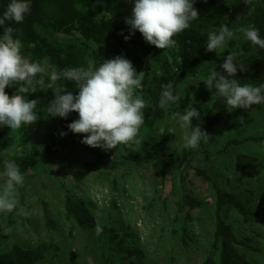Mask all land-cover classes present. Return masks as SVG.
Returning a JSON list of instances; mask_svg holds the SVG:
<instances>
[{"label":"rangeland","instance_id":"obj_1","mask_svg":"<svg viewBox=\"0 0 264 264\" xmlns=\"http://www.w3.org/2000/svg\"><path fill=\"white\" fill-rule=\"evenodd\" d=\"M44 35L61 41L71 39L50 29ZM241 40L235 33L223 52H217L219 64L206 62L188 69L179 80V74L174 76L169 82L173 94L182 100L178 106L170 104L163 109L162 118L149 115L151 103L145 101L148 107L138 151L124 146L104 151L81 143L83 135L63 129L60 117L46 118L48 103L43 100L37 106L41 118L34 124L15 132L0 126V171L5 162H15L34 148L41 152L37 165L23 174L24 184L17 189L20 204L30 215L0 213V253L13 245L34 247L44 243L48 248L38 264H219V247L214 244L215 187L236 196L249 210H264V103L229 112L224 101V107L218 109L217 101L221 99L213 98L214 89L210 92L202 81L210 71H220L227 54ZM137 41L142 42L140 38ZM142 48L139 43H128V51L136 57L142 55ZM168 52L161 50L166 63ZM124 54L109 51L102 60ZM39 63L49 70L45 58ZM167 65L154 66L149 76L161 75L169 69ZM238 82L258 86L264 83V76H249ZM189 103L201 112V120L193 119V126L198 124L209 134L198 149L183 147L184 130L173 119V113H183ZM161 126L174 133L160 136ZM61 132L67 134L61 136ZM71 139L112 162L82 163L76 157L75 146L65 145ZM63 144V151L58 152ZM147 152L152 154L148 162H123L122 156L146 158ZM239 154L253 157L256 167L239 170L235 164ZM198 169L204 170L209 180L202 179ZM66 194L84 202L93 226L82 227L67 218ZM187 198L198 200L199 206L191 208ZM45 209L50 223L45 219ZM225 213L238 252L250 264H264V224L245 218L234 206H228ZM97 225L103 229L99 234Z\"/></svg>","mask_w":264,"mask_h":264},{"label":"clouds","instance_id":"obj_2","mask_svg":"<svg viewBox=\"0 0 264 264\" xmlns=\"http://www.w3.org/2000/svg\"><path fill=\"white\" fill-rule=\"evenodd\" d=\"M195 0H132L131 15L124 22L129 26L128 40L139 32L144 41L157 49L175 47V36L181 34L199 19V12L194 7ZM251 4L252 0H244ZM31 8L30 0H10L3 16L0 17V126H7L11 132L28 127L41 117L37 106L39 99H28L27 94L51 90L53 98L44 111L47 117L66 118L75 112L78 118L67 124V129L74 134H82L80 141L92 148L104 151L117 149L120 146L138 151L141 145L140 130L145 125V108L148 107L137 90L142 89L144 71L137 72L132 62L122 55L103 59L98 65L89 59L86 66L56 68L46 70L38 62H31L22 53V42L14 37L15 30L6 22L22 23ZM235 33H241L245 41L264 49V39L254 25L241 26L235 30L222 24L218 31L207 34L206 52H223ZM241 54L228 53L220 71H210L203 81L215 99H223L229 112L252 105L264 103V83L258 86L252 83H239L237 71H245V65L234 61ZM47 81V82H46ZM74 83L78 92L67 90L65 83ZM14 87L12 95L6 88ZM158 106L166 109L170 104L179 105L182 97L173 94L171 82L162 85ZM183 132V147L198 149L201 141L207 142L208 133L192 121L201 120V112L191 103L183 113H173ZM190 129V131H189ZM167 131L159 128V135ZM61 132L60 135H66ZM127 154V153H125ZM24 176L19 166L7 161L0 171V213L16 211L17 215L29 216L30 213L19 200L18 187L24 184ZM103 229L97 225L96 233ZM10 231V229H6Z\"/></svg>","mask_w":264,"mask_h":264},{"label":"trees","instance_id":"obj_3","mask_svg":"<svg viewBox=\"0 0 264 264\" xmlns=\"http://www.w3.org/2000/svg\"><path fill=\"white\" fill-rule=\"evenodd\" d=\"M30 0L31 8L25 15L22 23H9L15 32L14 37L22 42V53L31 62H41L44 58L48 61L49 69L52 67L65 68L86 66L89 59H94L97 65L102 62V56L109 51H123L124 57L129 59L136 71L144 70L142 89L140 95L145 101H150L148 114L155 118H162L163 109L158 106L162 85L169 83L177 74L179 80L188 69L194 68L206 62H220L218 54L206 52L205 43L207 34L218 31L222 24H227L230 29L235 30L241 26L254 25L260 31V36L264 39V0H252L251 4L244 3V0H195L194 7L199 12V19L194 20L191 26L181 34L174 37L175 47L168 48L169 62H165L161 56V49H157L144 41L137 31L128 40L124 37L129 35V26L124 22L125 17L131 15L132 0ZM10 0H0V17L6 10ZM50 29L52 32L71 37L64 41L51 39L44 35ZM3 32V28L0 27ZM241 43L232 52L241 53L236 57L235 63L244 64L246 70L237 71L235 79L239 80L249 76H264V49L253 46L243 39V35L238 33ZM140 38L142 42L137 41ZM128 43H139L142 45V55L136 57L128 51ZM232 45V44H231ZM103 51L99 54V51ZM30 55V56H29ZM163 63V64H162ZM167 68L161 75L149 72L158 64ZM218 66V65H217ZM223 74V69L220 67ZM47 82V81H46ZM65 83L67 90L73 94L78 92L71 81H61ZM14 87L6 88V92L12 95ZM30 99H39L49 102L53 98V93L49 89L37 91L34 94H27ZM218 109L224 107V100L218 102ZM223 103V104H222ZM260 106V104H257ZM78 116L72 112L66 118H60L59 122L67 132V124ZM66 143V144H65ZM65 145H74L76 157L82 163L89 165L91 162L109 164L112 160L104 155L90 151L86 145H82L76 139L66 141ZM58 148L62 152L65 147ZM41 152L34 148L32 151L15 163L24 174L29 168H33L38 163V156ZM62 155L67 158L63 152ZM146 158L129 154L122 156L123 162L136 165L148 162L152 159L150 152L146 153ZM239 170L256 167L255 159L245 154H239L235 161ZM202 178L209 180V176L204 170H196ZM215 187V186H214ZM191 208L198 207L199 201L187 198ZM215 212H214V244L219 247V264H250L236 248V236L230 223L227 221L225 209L228 206L236 207L245 218L256 219L264 224V210L258 208L247 209L233 194L215 187ZM64 210L67 218H72L82 227L93 226L92 218L88 207L81 200H76L66 194ZM44 216L48 223L50 218L47 209ZM48 246L40 243L34 247H22L13 245L9 250L0 253V264H38L44 258ZM211 258L207 259V263Z\"/></svg>","mask_w":264,"mask_h":264}]
</instances>
